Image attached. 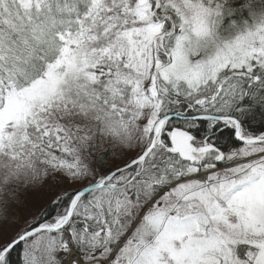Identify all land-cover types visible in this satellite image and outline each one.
<instances>
[{"label": "snow or ice", "instance_id": "6c2138e0", "mask_svg": "<svg viewBox=\"0 0 264 264\" xmlns=\"http://www.w3.org/2000/svg\"><path fill=\"white\" fill-rule=\"evenodd\" d=\"M0 264H264V0H0Z\"/></svg>", "mask_w": 264, "mask_h": 264}]
</instances>
